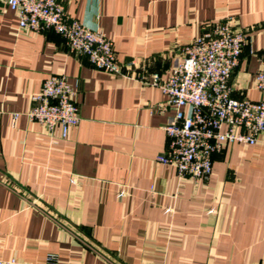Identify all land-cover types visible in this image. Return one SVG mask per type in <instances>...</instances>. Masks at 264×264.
I'll use <instances>...</instances> for the list:
<instances>
[{
  "label": "crops",
  "instance_id": "obj_1",
  "mask_svg": "<svg viewBox=\"0 0 264 264\" xmlns=\"http://www.w3.org/2000/svg\"><path fill=\"white\" fill-rule=\"evenodd\" d=\"M58 1L106 34L122 73L69 53L53 31L19 30L0 3L2 264H264V132L215 153L208 178L181 177L156 159L173 110L148 82L209 23L232 19L249 37L232 93L262 99L264 0ZM60 74L80 113L64 138L24 115L43 80Z\"/></svg>",
  "mask_w": 264,
  "mask_h": 264
},
{
  "label": "built area",
  "instance_id": "obj_2",
  "mask_svg": "<svg viewBox=\"0 0 264 264\" xmlns=\"http://www.w3.org/2000/svg\"><path fill=\"white\" fill-rule=\"evenodd\" d=\"M0 3L16 13L19 30L53 31L63 38L69 53L86 56L98 69L122 73L113 42L101 29L70 18L61 1ZM248 39L247 30L237 27L232 19L215 20L181 47L164 77L153 72L148 80L162 90L165 104L173 110L165 126L167 147L156 159L174 167L181 177L208 178L215 153L232 143L256 144L264 132V56L255 74V88L262 99L234 96L229 82ZM76 93L66 76L50 75L31 95L32 104L24 115L49 133L59 130L64 138L80 121ZM159 107L165 109L164 104Z\"/></svg>",
  "mask_w": 264,
  "mask_h": 264
}]
</instances>
